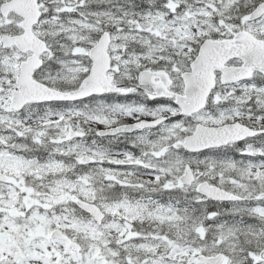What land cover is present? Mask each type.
Returning <instances> with one entry per match:
<instances>
[{"label": "snow or ice", "instance_id": "snow-or-ice-1", "mask_svg": "<svg viewBox=\"0 0 264 264\" xmlns=\"http://www.w3.org/2000/svg\"><path fill=\"white\" fill-rule=\"evenodd\" d=\"M0 264H264V0H0Z\"/></svg>", "mask_w": 264, "mask_h": 264}, {"label": "rangeland", "instance_id": "rangeland-1", "mask_svg": "<svg viewBox=\"0 0 264 264\" xmlns=\"http://www.w3.org/2000/svg\"><path fill=\"white\" fill-rule=\"evenodd\" d=\"M100 127H103V126H100Z\"/></svg>", "mask_w": 264, "mask_h": 264}]
</instances>
